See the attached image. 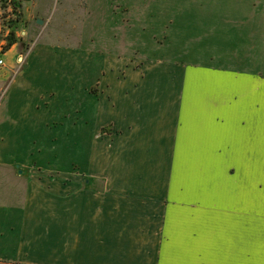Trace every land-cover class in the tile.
<instances>
[{"label":"crops","instance_id":"0c3cea01","mask_svg":"<svg viewBox=\"0 0 264 264\" xmlns=\"http://www.w3.org/2000/svg\"><path fill=\"white\" fill-rule=\"evenodd\" d=\"M145 3L157 50L184 55H105L66 124L76 159L21 161L0 134L1 263L264 264V0Z\"/></svg>","mask_w":264,"mask_h":264},{"label":"rangeland","instance_id":"374dc122","mask_svg":"<svg viewBox=\"0 0 264 264\" xmlns=\"http://www.w3.org/2000/svg\"><path fill=\"white\" fill-rule=\"evenodd\" d=\"M145 2L34 0L21 5L23 21L15 25L16 42L6 50L3 49L6 39L0 43V58L3 59L0 74L5 76L4 81L0 79V118L5 127L0 134L5 138V153L21 161L37 159L59 169L63 158L77 157L76 132H66V124L70 127L76 124V115L72 112L76 108V96L96 91V85L90 82L99 76L105 55L136 58L184 55L157 50L156 30L141 28L142 19L156 13V5ZM15 17L9 0H0V36L7 38L8 22ZM37 19L42 23L38 24ZM89 40L94 41L89 43ZM76 60L85 61L83 71L74 66ZM42 61L50 63L49 67L35 66L32 70V64ZM77 78L83 79V90ZM42 79L45 92L38 93L40 96L32 95V82L40 84ZM35 96L37 99L33 100ZM34 103H38L37 108L51 110V116L46 118L48 126L31 127L32 124L27 123L32 120L29 115H32ZM66 109L69 111L65 117L61 112ZM8 115H13L18 131L7 121ZM8 144L15 148L7 147ZM1 173L0 186L6 181Z\"/></svg>","mask_w":264,"mask_h":264},{"label":"trees","instance_id":"16d2710c","mask_svg":"<svg viewBox=\"0 0 264 264\" xmlns=\"http://www.w3.org/2000/svg\"><path fill=\"white\" fill-rule=\"evenodd\" d=\"M9 5L12 9V12L16 13V17L11 19L8 22V27L10 28L8 34H7V38H3L2 36H0V43L1 41H3L4 39H6V43L3 44V49H8L10 48L15 42H16V34H15V25L19 22L23 21V12L21 11V5L22 2L18 1V0H9ZM4 33V30L3 32ZM13 264H18V263H13Z\"/></svg>","mask_w":264,"mask_h":264},{"label":"water","instance_id":"95a60500","mask_svg":"<svg viewBox=\"0 0 264 264\" xmlns=\"http://www.w3.org/2000/svg\"><path fill=\"white\" fill-rule=\"evenodd\" d=\"M36 22H37L38 24H41V23H42V20H41V19H37Z\"/></svg>","mask_w":264,"mask_h":264},{"label":"built area","instance_id":"2783aa9c","mask_svg":"<svg viewBox=\"0 0 264 264\" xmlns=\"http://www.w3.org/2000/svg\"><path fill=\"white\" fill-rule=\"evenodd\" d=\"M3 64V59L0 58V66Z\"/></svg>","mask_w":264,"mask_h":264}]
</instances>
